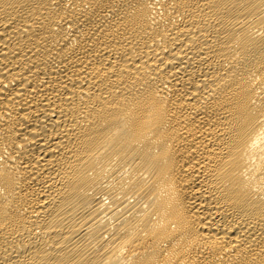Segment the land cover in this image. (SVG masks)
Here are the masks:
<instances>
[{
  "label": "bare ground",
  "instance_id": "bare-ground-1",
  "mask_svg": "<svg viewBox=\"0 0 264 264\" xmlns=\"http://www.w3.org/2000/svg\"><path fill=\"white\" fill-rule=\"evenodd\" d=\"M0 264H264V0H0Z\"/></svg>",
  "mask_w": 264,
  "mask_h": 264
}]
</instances>
